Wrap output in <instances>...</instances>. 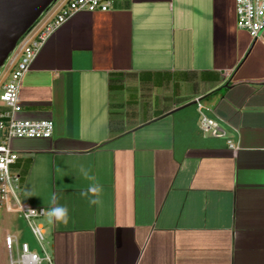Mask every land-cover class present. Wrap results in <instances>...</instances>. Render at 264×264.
Segmentation results:
<instances>
[{"label": "crops", "instance_id": "obj_1", "mask_svg": "<svg viewBox=\"0 0 264 264\" xmlns=\"http://www.w3.org/2000/svg\"><path fill=\"white\" fill-rule=\"evenodd\" d=\"M196 98L218 134L200 133ZM18 101V119L54 125L48 140L10 142L53 264H264V31L236 29L234 0L79 13L46 41ZM57 206L66 221H50Z\"/></svg>", "mask_w": 264, "mask_h": 264}, {"label": "built area", "instance_id": "obj_2", "mask_svg": "<svg viewBox=\"0 0 264 264\" xmlns=\"http://www.w3.org/2000/svg\"><path fill=\"white\" fill-rule=\"evenodd\" d=\"M114 1L64 0L51 19L19 41L6 61L9 74L0 92L2 105L0 109V211L14 214L26 222L42 254L39 256L32 253L26 243L18 244L15 236H7L4 246L9 264H53L52 257L45 249L44 230L39 223L45 215V210L26 206L19 200L21 176L13 169L18 157L11 150L10 142L15 139L48 140L52 137L54 125L50 120L18 119L20 112L18 92L22 79L46 41L62 25L79 13H106L112 8ZM234 13L236 29L246 33L251 40L257 39L264 31V0H234ZM193 102L199 117L200 133L218 134L220 132L218 122L207 116V113L211 111L204 107L198 98ZM228 147L233 149L230 143ZM13 247L16 251L15 260L12 259Z\"/></svg>", "mask_w": 264, "mask_h": 264}, {"label": "water", "instance_id": "obj_3", "mask_svg": "<svg viewBox=\"0 0 264 264\" xmlns=\"http://www.w3.org/2000/svg\"><path fill=\"white\" fill-rule=\"evenodd\" d=\"M58 0H0V70L19 41ZM223 88H228L226 83Z\"/></svg>", "mask_w": 264, "mask_h": 264}, {"label": "rangeland", "instance_id": "obj_4", "mask_svg": "<svg viewBox=\"0 0 264 264\" xmlns=\"http://www.w3.org/2000/svg\"><path fill=\"white\" fill-rule=\"evenodd\" d=\"M57 5V3H56ZM52 7L49 11L50 13L52 12L53 8ZM48 11V12H49ZM49 13V14H50ZM47 15V13L43 16V18L40 20V22L37 23V25L32 29V33L35 32L41 24H43V19ZM7 63L4 65V67L0 70V83L4 78V74L7 71ZM39 223L48 230V220L46 218H43L42 220H39ZM7 236H15L17 239L18 244L22 243H27L29 246H31L30 251H34L37 255L42 256L41 251L34 240L33 236L31 235L29 228L26 224V222L15 216L14 214L11 213H5L3 211H0V264H9L8 263V254L6 252L5 246H4V241ZM45 237V236H44ZM48 237V234L46 235L45 238ZM45 249L47 252H49V245L48 241L45 239ZM12 259H16V251L14 247L12 248Z\"/></svg>", "mask_w": 264, "mask_h": 264}, {"label": "clouds", "instance_id": "obj_5", "mask_svg": "<svg viewBox=\"0 0 264 264\" xmlns=\"http://www.w3.org/2000/svg\"><path fill=\"white\" fill-rule=\"evenodd\" d=\"M99 192H100L99 186H95V187H90L87 190V193H82V195L91 194L93 196H98ZM90 203H96V200L93 199L90 201ZM48 217L50 221L55 220L57 222H64L67 220V210L66 208L61 206L53 207L48 211Z\"/></svg>", "mask_w": 264, "mask_h": 264}, {"label": "trees", "instance_id": "obj_6", "mask_svg": "<svg viewBox=\"0 0 264 264\" xmlns=\"http://www.w3.org/2000/svg\"><path fill=\"white\" fill-rule=\"evenodd\" d=\"M58 1H59V0H58ZM43 16H44V15H43ZM43 16L41 17V19L43 18ZM41 19H40V20H41ZM20 176H21V179H23V175H20Z\"/></svg>", "mask_w": 264, "mask_h": 264}]
</instances>
